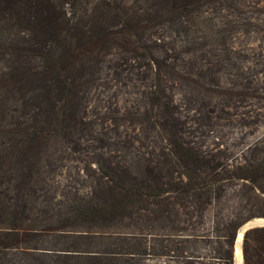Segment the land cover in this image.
<instances>
[{"label":"rangeland","instance_id":"1","mask_svg":"<svg viewBox=\"0 0 264 264\" xmlns=\"http://www.w3.org/2000/svg\"><path fill=\"white\" fill-rule=\"evenodd\" d=\"M226 1L231 4L227 10L218 12L217 6L197 13L187 34L158 27V35L148 41L150 48L139 49L138 56L113 49L94 69L79 73V67L72 68L73 61L60 66L58 82L53 76L48 83L53 90L59 81L66 80V87L71 80L75 83L73 102L80 119L83 109L84 121L92 120L88 129L93 134L51 137L48 145L55 165L47 172L39 168L35 193L24 200L25 222L38 217L40 224L54 225L68 219L64 228L68 233L38 234L21 248L0 253V264H234L227 255L230 226L264 217V170L257 168L262 191L247 179H228L199 197L165 191L110 212L106 204L113 201L115 187L95 164L101 154L111 164L138 165L145 184L150 176L143 170L148 167L159 174L162 186L185 181L168 170L178 164L162 154L167 144L153 132H144L137 118L148 109L150 86V80L139 74H149L151 58L165 52L176 53L173 67L185 75L183 79L161 75L170 106L167 114L180 120L175 132L180 143L216 165L217 171L251 170L264 159V0ZM198 43L208 52L194 55L186 50ZM12 51L0 42V97L7 91L11 107L0 117L1 124L15 116L11 96H18L17 85L3 74L6 59L14 57L9 55ZM23 60L32 68L42 65L37 57ZM4 189L6 184H0V205L6 201ZM93 207L103 211L77 219L76 209ZM242 242L243 235L241 250ZM57 252L68 255L57 258L63 254ZM252 253L249 248L253 260Z\"/></svg>","mask_w":264,"mask_h":264},{"label":"trees","instance_id":"2","mask_svg":"<svg viewBox=\"0 0 264 264\" xmlns=\"http://www.w3.org/2000/svg\"><path fill=\"white\" fill-rule=\"evenodd\" d=\"M216 7L219 12L227 10L231 4L226 0H0V42L10 46L13 51L9 55L14 56L6 59L8 69L3 74L4 78L8 77L17 85L18 93L16 96L13 90L11 92L14 94L11 103L15 116L0 123V184H6L3 191L6 201L0 205V224L3 225L0 227V253L21 248L38 234L68 233L64 229L68 219H61L54 225L40 224L38 217L28 219L31 223L25 222L27 203L24 200L35 193L39 168L44 167L43 172H47L55 165L48 145L52 142L51 137L60 135L70 139L75 132L78 135L93 134L91 127L88 129L92 120L84 121L83 109L80 119L73 102L77 93L72 88L75 83L71 80L70 87H66V80L59 81L61 84L54 90L48 83L53 76V80L58 82L62 75L60 66L73 61L72 68L79 67V73L94 69L113 49H123L138 56L139 49L150 48L148 41L158 35V27L166 25L175 34L180 31L187 34L197 13H206ZM201 44L186 50L194 55L206 52ZM24 57H37L42 65L39 68L27 66L23 62ZM151 59L150 73L139 74L150 80L146 95L148 109L137 118L144 132H153L167 144L166 153L162 154L172 157L178 164L177 169L171 167L168 170L179 173L185 181L178 179L162 186L159 174L148 167L143 170L150 176L149 184H145L138 165L111 164L108 158L97 154V169L115 187L111 192L115 197L106 204V208L110 212L124 210L133 207L142 197H154L165 191L193 193L199 197L213 184L236 178L247 179L262 191L257 168L264 170V159L251 170L239 168L232 173L220 168L217 171L216 165L198 157L190 147L180 143L175 134L180 120L167 114L170 106L162 88L161 75L172 74L177 79H183L185 75L173 67L176 53L169 55L165 52L162 57L153 56ZM6 94L7 91L0 97V117L11 108ZM144 136L147 138V134L142 132ZM96 139L103 141L100 137ZM239 226H230L228 234L230 263L233 259L232 235L235 238V228ZM249 248L252 249L253 260ZM57 253V258L68 255L64 254L66 252ZM241 255L243 264H264V226L245 231Z\"/></svg>","mask_w":264,"mask_h":264},{"label":"water","instance_id":"3","mask_svg":"<svg viewBox=\"0 0 264 264\" xmlns=\"http://www.w3.org/2000/svg\"><path fill=\"white\" fill-rule=\"evenodd\" d=\"M264 226V217L261 218H252L250 220H246L245 222H243L240 227L237 229L236 231V235H235V242H234V247H233V263H235V255L236 252L238 251V246L237 243L241 241L242 239V235H244L245 231L251 230L253 228L256 227H263ZM240 248V252L242 253L241 247ZM240 253V256H241ZM241 262H242V256H241ZM243 264V262H242Z\"/></svg>","mask_w":264,"mask_h":264},{"label":"crops","instance_id":"4","mask_svg":"<svg viewBox=\"0 0 264 264\" xmlns=\"http://www.w3.org/2000/svg\"><path fill=\"white\" fill-rule=\"evenodd\" d=\"M103 210L102 209H97V208H90V209H87V210H82V209H76V216H77V219H80L82 220H86L84 217V215H87V214H91L92 213V216H96V215H99ZM78 234V233H77Z\"/></svg>","mask_w":264,"mask_h":264},{"label":"bare ground","instance_id":"5","mask_svg":"<svg viewBox=\"0 0 264 264\" xmlns=\"http://www.w3.org/2000/svg\"><path fill=\"white\" fill-rule=\"evenodd\" d=\"M237 246H238V251L236 252V255H235V260H236L235 263L236 264H242L241 256H240L241 252H240V248H239L240 247V242L237 243Z\"/></svg>","mask_w":264,"mask_h":264}]
</instances>
